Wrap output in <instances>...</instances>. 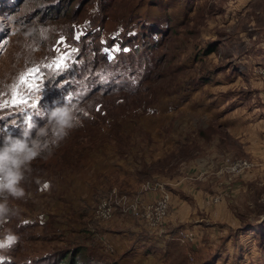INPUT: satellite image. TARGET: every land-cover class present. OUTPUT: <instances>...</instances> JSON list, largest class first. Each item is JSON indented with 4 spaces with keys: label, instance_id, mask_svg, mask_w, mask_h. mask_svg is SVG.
<instances>
[{
    "label": "rangeland",
    "instance_id": "374dc122",
    "mask_svg": "<svg viewBox=\"0 0 264 264\" xmlns=\"http://www.w3.org/2000/svg\"><path fill=\"white\" fill-rule=\"evenodd\" d=\"M16 1L0 264H264V0Z\"/></svg>",
    "mask_w": 264,
    "mask_h": 264
},
{
    "label": "trees",
    "instance_id": "16d2710c",
    "mask_svg": "<svg viewBox=\"0 0 264 264\" xmlns=\"http://www.w3.org/2000/svg\"><path fill=\"white\" fill-rule=\"evenodd\" d=\"M1 1L2 2H0V4H1L0 9L3 11H6L8 9V5L12 1L17 2L16 0H7L8 2H5V0H1ZM207 52H209V50ZM81 252L84 254L83 256H81ZM61 258H62V261L60 262V264H80L81 261L83 264H101L98 261H95V260L91 259L90 257H88V255L86 254V252L82 248H80V249L73 248L71 251L68 250L64 254V256L59 257L57 259L58 262L60 261ZM63 259H64V261H63ZM56 263H57V261H56ZM104 264H107V263H104Z\"/></svg>",
    "mask_w": 264,
    "mask_h": 264
},
{
    "label": "built area",
    "instance_id": "2783aa9c",
    "mask_svg": "<svg viewBox=\"0 0 264 264\" xmlns=\"http://www.w3.org/2000/svg\"><path fill=\"white\" fill-rule=\"evenodd\" d=\"M240 163H242V162H240ZM246 165H247L246 162H243V163L239 166V169H240V170H244L245 168H247ZM102 204H103V205H102ZM102 204L97 208V213L100 214V213L102 212V216H103V217H105V218H106V217H109V213H108V212H105L104 210L102 211V209H104V206L106 207V204H105V203H102ZM155 214H157V218H160V217L162 216L163 212L158 211V210L156 209Z\"/></svg>",
    "mask_w": 264,
    "mask_h": 264
},
{
    "label": "crops",
    "instance_id": "0c3cea01",
    "mask_svg": "<svg viewBox=\"0 0 264 264\" xmlns=\"http://www.w3.org/2000/svg\"><path fill=\"white\" fill-rule=\"evenodd\" d=\"M178 211V210H177ZM178 213H179V211H178ZM107 236V235H106ZM106 236H104L108 241H114L113 239H111V238H108V237H106Z\"/></svg>",
    "mask_w": 264,
    "mask_h": 264
}]
</instances>
